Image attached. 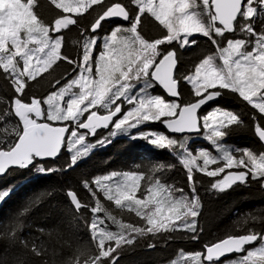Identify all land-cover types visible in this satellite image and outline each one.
Masks as SVG:
<instances>
[{"label": "snow or ice", "instance_id": "snow-or-ice-1", "mask_svg": "<svg viewBox=\"0 0 264 264\" xmlns=\"http://www.w3.org/2000/svg\"><path fill=\"white\" fill-rule=\"evenodd\" d=\"M47 3L59 10L50 22L38 13L40 0H0V74L12 87L11 98L0 108V176L12 168L31 167L43 175L67 172L94 149L107 147L117 134L130 135L132 129L155 122L171 133H200L203 129L206 139L221 153L217 157L208 151H200L199 155L189 151L181 156L189 192L167 184L157 174L175 167L164 164L154 167L152 174L111 171L91 181L83 180L82 187L95 201L94 206L82 203L75 190H68L66 195L77 213L88 208L93 214L86 226L95 249L77 248L64 264H117V250L132 246L137 236L184 231L192 234L191 239H198L202 231L197 219L201 210L200 181L194 172L220 177L210 182L209 191L223 192L234 184L249 182H257L264 189V152L230 150L220 143L233 127L247 128L242 116L219 107L201 115L209 102L235 94L256 110L250 117L252 130L264 143V0ZM96 7L99 12L81 27L79 18L91 15L90 10ZM148 17L160 26L159 35L153 38L143 35ZM113 19L126 23L101 35L103 23ZM70 26L80 28L84 36L82 52L76 58L62 50L64 31ZM197 37L206 38L211 48L189 71L180 73L177 53L198 46ZM62 63L71 71L54 77L45 96H29V84L39 82L45 74L52 76ZM182 82L190 86L186 99L180 91ZM157 85L176 99L151 94L149 90ZM4 103L0 99V104ZM101 129L108 130L107 134L101 136ZM130 138L143 139L157 149L183 147V141L160 132L140 131ZM62 150L70 154L62 167L42 163L57 159ZM98 192L117 208L134 213L144 225L117 219L101 203ZM10 193L11 187L0 191V202ZM247 219L264 222V218L251 214ZM106 220L118 230H110ZM11 235L14 237L15 232ZM257 241L258 247H246ZM20 243L28 247L26 242ZM31 251L37 256L42 254L36 245ZM232 253L242 255L224 264H264V231L248 228L241 234L226 235L206 243L204 251L190 259L196 264H216Z\"/></svg>", "mask_w": 264, "mask_h": 264}, {"label": "trees", "instance_id": "trees-1", "mask_svg": "<svg viewBox=\"0 0 264 264\" xmlns=\"http://www.w3.org/2000/svg\"><path fill=\"white\" fill-rule=\"evenodd\" d=\"M124 2L127 3V0ZM99 10V7H96L95 11L90 10L91 15L86 13L80 17L81 27H86ZM58 11L47 3V0H40L38 13L45 22L53 21ZM261 16H264V13ZM125 23L112 20L104 22L100 34L109 33L115 25ZM159 33L158 22L148 17L143 25V35L153 38ZM64 37L62 50L76 58L82 52L84 42L80 28L70 26L64 31ZM197 39L198 46L178 51L180 73L189 71L211 48L206 38L197 37ZM70 71L69 65L60 64L52 76L45 74L39 82L34 81L29 84V96H45L50 90V82L54 77ZM180 91L182 98L186 99L190 94V86L182 82ZM150 92L168 99L157 86L150 89ZM11 95L10 82L0 74V99L5 102L0 104V108L5 106ZM218 107L220 110H232L240 114L247 123V128L233 127L220 143L229 145L232 150L250 149L257 153L264 152V145L252 130L253 122L250 117L256 112L255 109L240 101L235 94H230L220 98L201 114H207ZM257 115L259 117L258 113ZM140 131L163 133L170 138L183 141V147L178 145L173 149H157L143 139L130 138V135ZM107 132L108 130H104L99 134L103 136ZM130 135L120 134L111 138L112 142L107 147L94 149L88 157L80 161L77 167L67 172L43 175L36 173L31 167L15 168L0 178V191L11 187L10 195L0 204V264H44L45 261L47 264H64L77 248L83 251L95 249V243L86 226V221L90 222L93 214L88 208H82L80 213H77L66 195L68 190H75L82 203L94 206L95 201L82 187L83 180L91 181L97 175H106L111 171H140L152 174L151 170L159 164L175 165L168 168L166 172L157 174L162 175L167 184L189 192L187 170L180 163L181 156L185 150L197 153L200 150L212 148V143L206 139L203 129L200 135L187 136L188 139L184 141L185 136H170L159 122L144 124L139 129L131 131ZM69 156L67 151L62 150V155L56 160L42 163H45L47 167L59 168L65 164ZM194 177L200 181L197 186L201 199L200 215L197 218L199 227L202 229L199 238L193 240L190 238L192 234L184 231L157 234L156 237H152L151 234L137 236L132 246L124 245L117 250V264H196L190 257L196 252H203L204 245L208 242L219 240L230 234H241L248 228L264 231V222L247 219L250 214L257 218H264V189L257 182L239 183L223 192H217L208 189L210 182L220 177L210 178L200 172H194ZM97 195L104 207L116 215L117 219L125 223H136L138 226L144 225V222L139 217H135L134 213L117 208L113 202L107 201L102 192H98ZM100 215L103 216L104 213ZM106 224L110 230H118L111 221L106 220ZM10 230L15 232L14 237ZM20 241L26 242L28 247H24ZM149 244L155 246L149 247ZM33 245L41 249V255L32 253ZM257 246L259 241L248 248ZM237 256L218 261L216 264L231 262Z\"/></svg>", "mask_w": 264, "mask_h": 264}, {"label": "water", "instance_id": "water-1", "mask_svg": "<svg viewBox=\"0 0 264 264\" xmlns=\"http://www.w3.org/2000/svg\"><path fill=\"white\" fill-rule=\"evenodd\" d=\"M112 21H116V22H124V21H122V20H119V19H113ZM178 66H179V64H178ZM161 89H162V91L164 92V94H165V96L167 97V98H169V99H176V98H171V97H168V95H167V93L164 91V89L162 88V87H160ZM220 99V98H219ZM219 99H217V100H215V101H211V102H209L207 105H205L203 108H202V110H201V113H202V111L203 110H205L206 108H208L209 106H211L212 104H214V103H216ZM164 127V126H163ZM164 129H165V131L170 135V136H179V137H182V136H198V135H200L201 133H202V130H201V132L200 133H184V134H178V133H171L170 131H168L167 129H166V127H164ZM102 130H105V129H101L100 131H102ZM262 143V142H261ZM263 145H264V143H262ZM51 159H49L48 161H50ZM56 160V159H55ZM12 169H15V168H12ZM12 169H10V170H12ZM9 170V171H10ZM6 175V174H5ZM5 175H3V176H0V178H2V177H4ZM237 184H239V183H237ZM235 185V184H234ZM233 185V186H234ZM249 246H252V245H249ZM249 246H246V247H249ZM235 255H239V254H237V253H232V254H230V255H225V256H223V257H221V259L219 260V261H221V260H224V259H227V258H230V257H232V256H235Z\"/></svg>", "mask_w": 264, "mask_h": 264}, {"label": "rangeland", "instance_id": "rangeland-1", "mask_svg": "<svg viewBox=\"0 0 264 264\" xmlns=\"http://www.w3.org/2000/svg\"><path fill=\"white\" fill-rule=\"evenodd\" d=\"M150 91V90H149ZM151 93V92H150ZM151 94H153V95H156V94H154V93H151ZM161 96V95H160ZM126 108H127V106H126ZM216 109V108H215ZM213 110V111H216V110ZM220 110V109H219ZM212 110H210L209 112H211ZM208 112V113H209ZM143 125H141L140 127H142ZM139 127V128H140ZM138 128V129H139ZM134 130H137V129H132L131 131H134ZM205 131V130H204ZM107 134V133H106ZM105 134V135H106ZM117 135H120V134H117ZM224 146H226V147H228V148H230L231 149V147L229 146V145H227V144H225V143H222ZM232 150V149H231ZM200 151H208V152H210L212 155H215V156H217V157H219L220 155H221V153H219L217 150H216V148H215V146L212 144V148L211 149H209V150H200ZM199 151V152H200ZM186 152H189V150H185L184 151V154L186 153ZM199 152H197V153H192L193 155H199ZM198 163H200V164H202L203 163V161L202 160H199L198 161ZM221 163H222V161H221ZM217 165H211L210 167L211 168H215ZM0 204H1V202H0ZM110 243H112L113 244V246H114V242H110ZM258 247V246H257Z\"/></svg>", "mask_w": 264, "mask_h": 264}, {"label": "bare ground", "instance_id": "bare-ground-1", "mask_svg": "<svg viewBox=\"0 0 264 264\" xmlns=\"http://www.w3.org/2000/svg\"><path fill=\"white\" fill-rule=\"evenodd\" d=\"M157 87H158V88H160V86H159V85H157ZM160 90L162 91V89H161V88H160ZM162 92H163V91H162ZM163 94H164V92H163ZM164 95H165V94H164ZM168 99H169V98H168ZM125 109H126V106H125ZM110 127H111V126H110ZM105 130H106V129H105ZM103 131H104V130H103ZM2 178H3V177H2ZM257 243H258V241L256 242V244H257ZM256 244H255V245H256ZM252 246H253V245H252Z\"/></svg>", "mask_w": 264, "mask_h": 264}, {"label": "flooded vegetation", "instance_id": "flooded-vegetation-1", "mask_svg": "<svg viewBox=\"0 0 264 264\" xmlns=\"http://www.w3.org/2000/svg\"><path fill=\"white\" fill-rule=\"evenodd\" d=\"M98 131H99V132H102L103 130H102V131L98 130Z\"/></svg>", "mask_w": 264, "mask_h": 264}]
</instances>
